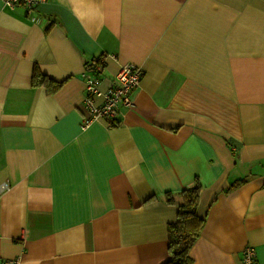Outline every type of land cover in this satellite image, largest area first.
<instances>
[{"label": "crops", "instance_id": "crops-1", "mask_svg": "<svg viewBox=\"0 0 264 264\" xmlns=\"http://www.w3.org/2000/svg\"><path fill=\"white\" fill-rule=\"evenodd\" d=\"M100 54L99 88L123 63L143 77L132 107L82 128ZM33 66L60 84L32 85ZM194 177L190 264H242L245 245L264 264V0H44L34 17L0 0V257L160 264L162 194Z\"/></svg>", "mask_w": 264, "mask_h": 264}, {"label": "built area", "instance_id": "built-area-1", "mask_svg": "<svg viewBox=\"0 0 264 264\" xmlns=\"http://www.w3.org/2000/svg\"><path fill=\"white\" fill-rule=\"evenodd\" d=\"M44 0H1L6 7L13 8L17 4H23L27 13L34 17L37 5ZM106 54H100L97 62L89 69L85 68L79 76L84 86L83 106L87 115L83 116L80 126L84 128L95 118L106 116L114 118L118 114L119 106L130 108L134 104L133 94L143 77V69L134 63L127 62L120 65L115 74L113 84L102 89L99 88V73L104 66ZM100 97L102 102L96 104L94 98ZM8 188L7 182L0 183V190ZM242 264H258L255 249L253 246H245L241 251ZM18 257H0V264H19Z\"/></svg>", "mask_w": 264, "mask_h": 264}, {"label": "trees", "instance_id": "trees-1", "mask_svg": "<svg viewBox=\"0 0 264 264\" xmlns=\"http://www.w3.org/2000/svg\"><path fill=\"white\" fill-rule=\"evenodd\" d=\"M32 85H45L51 91L60 82L54 81L42 73L37 66L31 71ZM113 125V123H111ZM245 182V178L232 181L224 190L228 193ZM202 185L197 177H194L188 186H184L176 192L166 191L162 194L166 203L177 207L175 219L167 224V257L160 264H190L192 259L189 250L198 238L205 222V215L197 211L200 202ZM152 195L147 200L155 198Z\"/></svg>", "mask_w": 264, "mask_h": 264}, {"label": "bare ground", "instance_id": "bare-ground-1", "mask_svg": "<svg viewBox=\"0 0 264 264\" xmlns=\"http://www.w3.org/2000/svg\"><path fill=\"white\" fill-rule=\"evenodd\" d=\"M245 246H247V245H245ZM245 246H244V247H245ZM249 246H251V245H249ZM244 247H243V248H244ZM243 248H242V249H243ZM241 251H242V250H241ZM257 263H258V262H257Z\"/></svg>", "mask_w": 264, "mask_h": 264}]
</instances>
